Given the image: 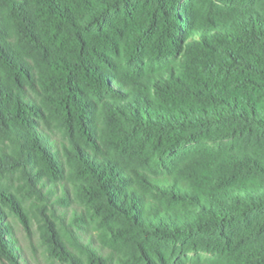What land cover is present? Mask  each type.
Listing matches in <instances>:
<instances>
[{"label": "trees", "instance_id": "trees-1", "mask_svg": "<svg viewBox=\"0 0 264 264\" xmlns=\"http://www.w3.org/2000/svg\"><path fill=\"white\" fill-rule=\"evenodd\" d=\"M198 1L0 0L3 264H20L8 218L29 232V203L68 264H264V163L191 148L264 131L229 86L264 92V14L215 0L242 11L213 20Z\"/></svg>", "mask_w": 264, "mask_h": 264}, {"label": "rangeland", "instance_id": "rangeland-1", "mask_svg": "<svg viewBox=\"0 0 264 264\" xmlns=\"http://www.w3.org/2000/svg\"><path fill=\"white\" fill-rule=\"evenodd\" d=\"M250 8H256L264 14V0H256L254 5L250 6ZM193 11L197 12L199 15L204 14L213 18V20H218L222 19L226 13L232 14L235 11L240 12L242 10L237 6H227L220 4L215 0H199L198 4H193ZM260 67L264 70V63L260 65ZM240 81H242L241 78L235 77L229 86L233 87L237 95L252 96L256 104L259 107L264 108V92L260 90L261 88L248 83H245L244 86H242V84L235 83ZM257 81L258 83L264 84V80L262 82L259 80ZM212 132L216 133L215 130H212ZM202 147L222 154H246L264 163V131L256 127L249 130L239 131V133L232 139H225L217 142L200 140L198 145L194 144L191 146V148ZM28 210L31 218L29 232H26L17 220L8 218V222L12 227L17 244L20 248V264H68L48 252L47 246L43 241L38 212L30 203ZM46 214L47 216L49 215L53 225L62 230L67 228V222L71 216V208L65 209L64 207L54 203L53 208L50 206V209L48 208V212H46ZM263 222L264 211L251 218L250 228L257 231L261 229ZM252 242L264 244V228H262L261 232L252 237ZM0 264H3L1 259Z\"/></svg>", "mask_w": 264, "mask_h": 264}]
</instances>
